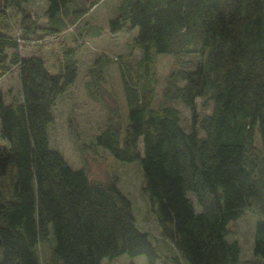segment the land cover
I'll list each match as a JSON object with an SVG mask.
<instances>
[{
	"label": "trees",
	"instance_id": "1",
	"mask_svg": "<svg viewBox=\"0 0 264 264\" xmlns=\"http://www.w3.org/2000/svg\"><path fill=\"white\" fill-rule=\"evenodd\" d=\"M29 1L0 0V75L15 68L20 83L19 99L9 103L0 90V264H41L38 245L49 226L60 264H100L123 254L156 264L161 254L116 181L92 180L50 146L57 97L78 70L64 34L88 9L46 0L50 17L72 14L59 29L40 25ZM11 10L21 17V47L4 32ZM135 27L131 44L143 65L153 53L177 58L161 95L188 108L190 128L174 106H152L149 67L140 82L121 67L125 118L119 104L107 105L104 128L79 152L101 147L117 161L140 163L160 232L187 264H264V0H120L109 30ZM27 42L35 47L21 54ZM105 62L93 65L98 84ZM247 209L259 216L256 259L241 261L228 226Z\"/></svg>",
	"mask_w": 264,
	"mask_h": 264
},
{
	"label": "rangeland",
	"instance_id": "2",
	"mask_svg": "<svg viewBox=\"0 0 264 264\" xmlns=\"http://www.w3.org/2000/svg\"><path fill=\"white\" fill-rule=\"evenodd\" d=\"M120 0H100L92 6L90 0H72L75 5L87 8L88 11L77 23L69 27L64 34V47L69 59L77 62V77L73 85L56 100L54 114L55 123L49 129V142L52 148L61 152L67 162L75 169L84 167L89 177L98 182L116 181L119 189L128 196L132 203L137 226L150 234L153 243L159 250L161 258L156 264H187L174 249L172 243L165 239L152 210L148 195L143 190V175L139 162L122 163L114 159L108 151L101 147L86 151L79 147L93 142L104 128L108 113L106 106L114 108L119 104L122 114L126 115V102L121 78V67L128 80L134 77L139 82L145 80L144 65L149 67L152 82L155 85L152 106L159 108L164 105L174 106L180 118L181 125L190 128V112L180 102H168L162 97L166 77L176 66L177 58L167 53H153L148 63L143 65L141 52L132 47V39L138 29L111 32L109 20L118 12ZM46 0H30L26 8L38 20L40 25H52L63 29L72 14L66 15L62 11L50 17ZM9 24L6 34L14 36L19 31L20 14L9 11ZM35 45L27 42L20 50L21 54H31ZM36 50V48H35ZM9 53V49L7 50ZM100 57L109 62L98 65L103 79L98 84L95 79L94 62ZM186 59L196 60V56ZM100 64V63H99ZM97 72V73H98ZM15 68L0 78V90L4 95V102L19 99L20 85ZM100 95V97L97 96ZM1 144V143H0ZM141 141L139 146L141 149ZM195 208L200 210L192 194H189ZM259 216L255 210L247 209L228 226L229 239L237 240L240 246V259L255 260L253 253L255 224ZM54 237L51 226L49 235L38 245L41 264H60V259L54 254ZM148 264L144 255L129 257L126 254L113 259L103 258L100 264Z\"/></svg>",
	"mask_w": 264,
	"mask_h": 264
},
{
	"label": "built area",
	"instance_id": "3",
	"mask_svg": "<svg viewBox=\"0 0 264 264\" xmlns=\"http://www.w3.org/2000/svg\"><path fill=\"white\" fill-rule=\"evenodd\" d=\"M14 38L18 42L19 47H21V43L23 42V39L21 37V31L20 30L15 32ZM4 75H6V74H4ZM4 75H0V78L3 77Z\"/></svg>",
	"mask_w": 264,
	"mask_h": 264
},
{
	"label": "crops",
	"instance_id": "4",
	"mask_svg": "<svg viewBox=\"0 0 264 264\" xmlns=\"http://www.w3.org/2000/svg\"><path fill=\"white\" fill-rule=\"evenodd\" d=\"M15 71H16V73H17V70L15 69ZM9 73V71L6 73V74H8ZM17 76H18V74H17ZM19 79V78H18ZM19 81V80H18ZM19 85H20V83H19Z\"/></svg>",
	"mask_w": 264,
	"mask_h": 264
},
{
	"label": "water",
	"instance_id": "5",
	"mask_svg": "<svg viewBox=\"0 0 264 264\" xmlns=\"http://www.w3.org/2000/svg\"><path fill=\"white\" fill-rule=\"evenodd\" d=\"M0 244H1V240H0Z\"/></svg>",
	"mask_w": 264,
	"mask_h": 264
}]
</instances>
